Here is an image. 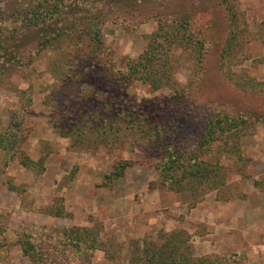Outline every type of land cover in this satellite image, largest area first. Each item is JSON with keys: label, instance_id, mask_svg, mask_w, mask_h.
<instances>
[{"label": "rangeland", "instance_id": "obj_1", "mask_svg": "<svg viewBox=\"0 0 264 264\" xmlns=\"http://www.w3.org/2000/svg\"><path fill=\"white\" fill-rule=\"evenodd\" d=\"M107 1L99 39L76 0H0V264H264L215 237L264 221V0ZM148 50L160 88L129 76Z\"/></svg>", "mask_w": 264, "mask_h": 264}, {"label": "trees", "instance_id": "obj_2", "mask_svg": "<svg viewBox=\"0 0 264 264\" xmlns=\"http://www.w3.org/2000/svg\"><path fill=\"white\" fill-rule=\"evenodd\" d=\"M76 5L70 6L71 10L76 12V9L78 12H81L79 14L80 18H84V16H88L91 13L97 12L99 14V17L89 18L88 22V31H91L93 35H99L98 38L100 39V32L102 30V26L106 24V22L109 19L110 13L109 10L113 9L111 6V3L107 0H76ZM94 1V2H93ZM93 2V3H92ZM60 4V3H59ZM59 8V9H58ZM119 7L114 9L113 11H117ZM57 9L54 12L53 18H59V12L61 9V6H56ZM49 15L46 14H36L35 19L29 21L28 28H36L38 24L42 23L46 24L49 19H47ZM99 19V20H98ZM76 20H86V19H75ZM75 23L70 24V28H75L77 26L74 25ZM67 28V27H66ZM26 31V29H23ZM14 35V34H13ZM177 35V34H174ZM3 42H6L5 40L0 39V44L3 45ZM170 58L168 55V51H152L149 52L146 51V53L137 61L133 63L130 67L129 76H132L134 80H142L144 82H150L154 87L160 88L164 84H167L172 79V66L169 64ZM169 80V81H167ZM224 120V119H223ZM221 120H215L213 122V125H208L211 127L210 133L215 132L219 128L220 131H225L226 128H232L231 124L234 125L236 122V119H230V123L226 121ZM209 133V132H208ZM193 169L191 170L192 173L196 177H200V182L203 183V174L205 173L206 166H204V162H198L193 165ZM205 178V175H204ZM161 253H164L163 249H159ZM184 258V257H183ZM145 262H144V261ZM185 260V259H184ZM184 260L180 261L179 263L176 262V260L173 261H167L166 258H163L162 255H156L152 254L149 251L145 252V256L142 255L141 257L134 258L131 262V264H170V262H173L172 264H184ZM169 262V263H168Z\"/></svg>", "mask_w": 264, "mask_h": 264}, {"label": "crops", "instance_id": "obj_3", "mask_svg": "<svg viewBox=\"0 0 264 264\" xmlns=\"http://www.w3.org/2000/svg\"><path fill=\"white\" fill-rule=\"evenodd\" d=\"M242 207V210H239V208ZM264 207V206H263ZM247 206L242 205L238 206L237 209L241 213H239L237 216H231L229 217V214L227 216H224L222 218H227L232 221L233 224H229L228 221L223 220H216V226H215V237L218 238L221 241L220 248L223 252L228 251V248H238V243L240 241L249 242L247 245H251V251L253 253V250L256 249L259 252H264V242L259 244V246H254V243L250 240V235L252 233V230L259 232L264 236V221L263 220H250L248 218H245V214L243 212H250L247 210ZM250 209V208H249ZM262 211V214L264 216V208L262 209H256L252 206V211L259 212ZM220 221V222H219ZM233 225V226H232ZM230 228H233V233L229 232ZM232 233V234H231ZM249 245V246H250ZM250 248V247H249ZM226 253V252H225Z\"/></svg>", "mask_w": 264, "mask_h": 264}]
</instances>
